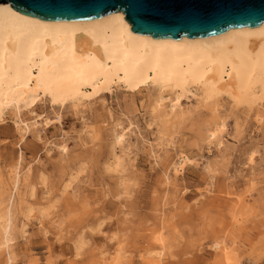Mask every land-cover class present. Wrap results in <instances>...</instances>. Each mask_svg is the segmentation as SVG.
<instances>
[{"label": "rangeland", "instance_id": "374dc122", "mask_svg": "<svg viewBox=\"0 0 264 264\" xmlns=\"http://www.w3.org/2000/svg\"><path fill=\"white\" fill-rule=\"evenodd\" d=\"M156 97L151 86L134 93L114 86L76 107L40 98L21 118L51 123L24 136L16 114L5 110L0 214L16 166L22 180L8 206L12 264H145L149 239L159 232L172 238L164 264H218L216 240L238 264H264V100L248 111L224 95L217 106L201 102L192 90L180 118L166 123V105L152 111ZM217 117L228 126L220 146L207 138ZM179 152L191 162L177 174Z\"/></svg>", "mask_w": 264, "mask_h": 264}, {"label": "bare ground", "instance_id": "6f19581e", "mask_svg": "<svg viewBox=\"0 0 264 264\" xmlns=\"http://www.w3.org/2000/svg\"><path fill=\"white\" fill-rule=\"evenodd\" d=\"M130 27L121 11L89 21H44L19 13L8 3L0 4V119L5 110H12L24 136L37 125L48 127L51 123L38 115L30 121L21 118V111L34 107L40 98L59 108L66 103L76 107L86 99L111 92L114 86L132 93L151 86L157 95L152 111L166 105L168 113L161 116L166 123L180 118L178 107L192 90L199 91L201 102L212 101V106H217L223 95L234 107L248 111L262 104L264 22L257 27H235L218 35L182 36L179 40L153 39L132 32ZM255 120L261 123V114H256ZM227 131V121L217 117L207 138L220 146ZM124 135L121 129L115 135L116 142H122ZM158 145L152 151L156 160L162 150ZM65 149L60 147L62 152ZM190 162L179 152L172 164L174 173L180 174ZM20 175L16 166L9 204L0 214V249L5 264L13 262V218L8 206L18 195ZM149 240L145 264H164L172 238L159 232ZM152 247L157 248L155 252ZM211 248L220 255L218 264H238L222 240H216Z\"/></svg>", "mask_w": 264, "mask_h": 264}, {"label": "water", "instance_id": "95a60500", "mask_svg": "<svg viewBox=\"0 0 264 264\" xmlns=\"http://www.w3.org/2000/svg\"><path fill=\"white\" fill-rule=\"evenodd\" d=\"M44 21H89L121 11L130 30L153 39L218 35L264 22V0H0Z\"/></svg>", "mask_w": 264, "mask_h": 264}]
</instances>
